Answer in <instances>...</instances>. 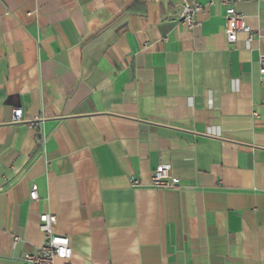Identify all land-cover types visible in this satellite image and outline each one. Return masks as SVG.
<instances>
[{
  "label": "crops",
  "instance_id": "crops-1",
  "mask_svg": "<svg viewBox=\"0 0 264 264\" xmlns=\"http://www.w3.org/2000/svg\"><path fill=\"white\" fill-rule=\"evenodd\" d=\"M181 1L0 0V264L40 214L71 264H264V0L233 43L225 6L188 0V29Z\"/></svg>",
  "mask_w": 264,
  "mask_h": 264
},
{
  "label": "built area",
  "instance_id": "built-area-1",
  "mask_svg": "<svg viewBox=\"0 0 264 264\" xmlns=\"http://www.w3.org/2000/svg\"><path fill=\"white\" fill-rule=\"evenodd\" d=\"M213 1H217L226 7L224 15V33L228 42L233 43L236 40V33L240 31L248 32L249 37L254 35L245 24L243 15L234 9V4L237 2L253 0ZM201 10L202 6L199 4L188 0H182L175 16L180 23L188 29H192L200 25L196 15ZM256 35L264 40V32H257ZM257 62L258 75L260 81L264 84V50L259 53ZM21 115V109H14L11 116L12 121H21ZM254 115L256 114L254 113ZM170 170L171 167L169 164H159L151 173L149 181L150 186L155 189L172 188L175 182L171 176ZM130 185L136 187L139 185V181L132 179ZM29 198L30 200H36L38 198L36 184H31ZM55 221L56 217L54 215L40 214L38 228L42 233V243L35 251L23 255V264H56V260H60L61 264H71L70 258L72 250L69 245V240L66 236L57 234L53 231L52 227ZM15 240H17V238H15Z\"/></svg>",
  "mask_w": 264,
  "mask_h": 264
}]
</instances>
